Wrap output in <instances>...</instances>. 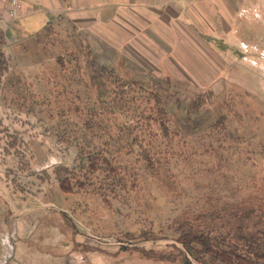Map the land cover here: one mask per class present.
<instances>
[{
	"label": "rangeland",
	"instance_id": "obj_1",
	"mask_svg": "<svg viewBox=\"0 0 264 264\" xmlns=\"http://www.w3.org/2000/svg\"><path fill=\"white\" fill-rule=\"evenodd\" d=\"M259 26L249 33L261 46H238L233 57L245 53L229 66V78L214 58L208 69L174 73L160 65L149 72L155 81L144 79L125 62L147 69L146 58L116 47L109 37L88 38L58 26L3 51L0 264H200L189 254L186 261L177 247V221L204 211L263 212L264 23ZM89 50L100 64L144 85L130 109L110 113L98 107ZM157 89L170 95L174 132L165 137L154 122L138 131L155 156L152 173L129 132L137 113H151L149 93ZM221 117L225 128L215 125ZM89 119L101 122L95 134L85 127ZM99 147L119 163L127 187L106 171L84 178L88 162L81 149ZM74 173L75 191L66 194L60 179ZM78 178L85 188L76 185Z\"/></svg>",
	"mask_w": 264,
	"mask_h": 264
},
{
	"label": "crops",
	"instance_id": "obj_2",
	"mask_svg": "<svg viewBox=\"0 0 264 264\" xmlns=\"http://www.w3.org/2000/svg\"><path fill=\"white\" fill-rule=\"evenodd\" d=\"M1 5L6 11L12 7ZM260 23L264 0H20L18 18L0 25V50L2 55L12 52V43L20 45L24 38L58 26L88 38L109 37L116 47L146 58L148 71L125 62L144 79L155 81L149 72L160 65L186 73L208 69L214 58L229 78V66L245 53L235 58V49L248 47L245 41L249 47L261 46L252 35Z\"/></svg>",
	"mask_w": 264,
	"mask_h": 264
},
{
	"label": "trees",
	"instance_id": "obj_3",
	"mask_svg": "<svg viewBox=\"0 0 264 264\" xmlns=\"http://www.w3.org/2000/svg\"><path fill=\"white\" fill-rule=\"evenodd\" d=\"M0 55L2 52L0 50ZM86 64L90 69L91 87L96 90V103L102 111L114 112L113 109H130L145 93L144 85L138 81L132 82L125 79L117 68L108 64H100L92 50L85 54ZM152 105L150 114L137 113L136 123L130 130L131 141L137 144L139 159L145 169L155 173L156 160L152 149L137 134L138 131L149 129L152 123L159 125L162 135H168L171 131L170 112L167 109V101L170 95L162 90H152ZM224 117H221L215 125L224 126ZM101 125L98 120L89 119L85 127L92 133H97V126ZM147 134V133H146ZM86 144L92 139L85 137ZM109 142H107L108 144ZM85 154L88 166L84 178L91 181V177L98 172L107 173L116 185L127 187V180L122 174V168L115 158L106 154L99 147L90 151L81 149ZM85 169V167L82 168ZM78 176H66L60 179V188L66 194L75 191L72 178ZM86 181H88L86 179ZM86 182L76 180V185L81 189L86 187ZM134 184V183H132ZM255 212V210H254ZM257 215V216H256ZM66 220L72 224V220L64 214ZM174 231L178 235L175 239L182 256L189 261L188 254L200 264H261L264 260V211L254 214L253 210L234 208L226 214L216 211H204L193 219L179 220L174 225ZM147 251V250H146ZM148 258H165L169 256L159 254V257L143 252ZM176 258V256H173Z\"/></svg>",
	"mask_w": 264,
	"mask_h": 264
},
{
	"label": "built area",
	"instance_id": "obj_4",
	"mask_svg": "<svg viewBox=\"0 0 264 264\" xmlns=\"http://www.w3.org/2000/svg\"><path fill=\"white\" fill-rule=\"evenodd\" d=\"M1 3H9L12 7L6 11ZM20 0H0V25L5 20L16 19L19 16Z\"/></svg>",
	"mask_w": 264,
	"mask_h": 264
}]
</instances>
